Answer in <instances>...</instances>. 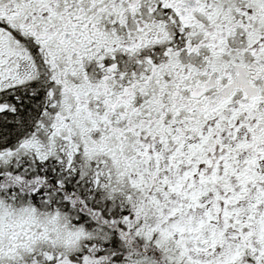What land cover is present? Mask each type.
<instances>
[{
  "label": "snow or ice",
  "instance_id": "6c2138e0",
  "mask_svg": "<svg viewBox=\"0 0 264 264\" xmlns=\"http://www.w3.org/2000/svg\"><path fill=\"white\" fill-rule=\"evenodd\" d=\"M0 264H264V0H0Z\"/></svg>",
  "mask_w": 264,
  "mask_h": 264
}]
</instances>
